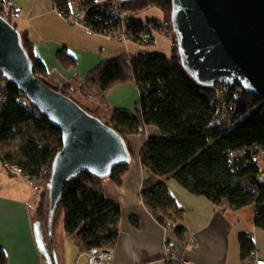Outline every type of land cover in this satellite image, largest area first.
<instances>
[{"label": "trees", "instance_id": "16d2710c", "mask_svg": "<svg viewBox=\"0 0 264 264\" xmlns=\"http://www.w3.org/2000/svg\"><path fill=\"white\" fill-rule=\"evenodd\" d=\"M2 2L0 16L18 32L35 77L46 82L47 70L34 57L30 38L16 26L15 9L4 12ZM57 3L58 8L68 6L66 0ZM152 7L162 13L158 21L164 29L157 27V31L172 43L170 55L143 51L99 64L85 78L81 90L85 99L90 96L89 101L95 105L90 110L73 100L68 89L59 91L114 131L129 155L125 164L115 166L108 175L83 172L71 178L62 190L58 205L64 214L65 234L80 252L89 255L111 254L117 246L121 211L106 199L103 184H120L132 162L128 137L142 134L146 126L158 128L161 135L148 138L139 153L145 178L139 199L154 221L174 231L178 242L185 243L186 231L180 226L183 210L177 207L165 185L171 179L192 196L207 198L223 210L239 211L255 205V227L264 229V183L258 182L259 174L264 172V160L257 162L252 150L264 147V99L244 92L236 82L204 86L193 80L181 64L172 31V0L118 2V11L132 20L136 32L142 21L134 16ZM153 20L157 19H147ZM106 21L104 7L89 4L86 24L98 33L101 27L107 29ZM154 40L153 35L148 47L154 46ZM57 58L64 68L76 65V59L64 51ZM4 80L7 99L0 104V162L6 169L19 167L34 182L46 183L35 211L38 219L46 220L51 167L62 148L60 131L28 103L23 93ZM125 83L134 84L139 92L140 100L133 113L107 107V93ZM130 222L138 229L136 218ZM239 249L247 263L256 252L254 240L240 235ZM5 263L0 250V264Z\"/></svg>", "mask_w": 264, "mask_h": 264}, {"label": "crops", "instance_id": "0c3cea01", "mask_svg": "<svg viewBox=\"0 0 264 264\" xmlns=\"http://www.w3.org/2000/svg\"><path fill=\"white\" fill-rule=\"evenodd\" d=\"M10 1L15 7L16 26L27 33L34 57L47 70L46 83L55 90L68 89L72 99L88 110L95 105L85 99L81 90L85 78L99 64L143 51L156 52L152 47L124 46L102 35L89 34L81 26L69 25L55 14L51 0ZM63 51L76 59L74 67L64 68L60 64L57 54ZM139 100L138 89L132 83L115 86L106 96L110 110L131 113ZM160 135L158 128L146 126L142 134L129 136L132 149L129 170L119 185L111 181L103 184L104 196L121 211L117 246L111 259L103 264H175L177 258L186 264H246L239 249L240 235L254 240V259L264 261L260 257L264 229L255 227V205L239 211L223 210L207 198L192 196L171 179L165 185L177 207L183 210L180 226L186 231L185 243L178 242L174 231L161 227L149 215L139 199L145 180L139 153L148 138ZM39 197L34 196L21 177L0 162V250L5 255V264H47L34 236L37 224L52 264V251L57 264H89L87 253L80 252L66 236L63 218L59 228L55 229L51 222L49 235L48 217L41 220L35 215ZM131 218L139 221L138 229L131 224Z\"/></svg>", "mask_w": 264, "mask_h": 264}, {"label": "water", "instance_id": "95a60500", "mask_svg": "<svg viewBox=\"0 0 264 264\" xmlns=\"http://www.w3.org/2000/svg\"><path fill=\"white\" fill-rule=\"evenodd\" d=\"M170 20L181 64L198 85L236 82L264 99V0H172ZM0 74L60 131L62 148L48 184L50 235L53 212L71 178L83 172L104 177L129 155L114 131L35 77L18 32L1 16ZM38 227L36 243L52 264ZM52 259L57 264L54 251Z\"/></svg>", "mask_w": 264, "mask_h": 264}, {"label": "built area", "instance_id": "2783aa9c", "mask_svg": "<svg viewBox=\"0 0 264 264\" xmlns=\"http://www.w3.org/2000/svg\"><path fill=\"white\" fill-rule=\"evenodd\" d=\"M68 6L66 8H58L57 0H51L53 11L57 16L63 21L67 22L69 25H77L83 27L89 34L102 35L107 39H111L118 44L124 46L135 45L140 49L152 45V37L155 36L157 27L162 31L164 26L161 21L153 20L147 21L142 20V24L139 31L136 32L134 29L132 20H128L124 15L118 11V1L116 0H66ZM89 4L102 5L107 15V29L102 28L97 33L91 27H89L85 22L86 12L88 11ZM2 10L8 12L14 10L15 7L12 5L10 0H3L1 3ZM160 33V32H159ZM5 78H0V104L6 102L7 99V83ZM24 95V94H23ZM256 153V161L261 162L264 160V147H258L252 149ZM253 152V153H254ZM9 171L21 177L24 182H27L31 188L34 196L38 197L42 190L47 186L44 182H34L28 174H25L19 167L11 166ZM258 182L264 183V172L259 174ZM89 264H103L111 259V254L109 252H96L93 255L87 254ZM175 264H186V261L182 259H176ZM246 264H264V261L259 259H249Z\"/></svg>", "mask_w": 264, "mask_h": 264}, {"label": "rangeland", "instance_id": "374dc122", "mask_svg": "<svg viewBox=\"0 0 264 264\" xmlns=\"http://www.w3.org/2000/svg\"><path fill=\"white\" fill-rule=\"evenodd\" d=\"M40 1H43V0H40ZM46 1H50V0H46ZM134 18L140 19V20H142V19L143 20H145V19L151 20L153 18L161 20L162 19V13L160 10H157L156 8L152 7V8H149V9L142 11L140 14L135 15ZM154 43L155 44L151 48V50H155L156 52H159V53L164 54V55L165 54L170 55L169 53H170V47H171L172 43L170 42L169 38H167L165 35H163L159 32H156ZM137 48H139V47H137ZM89 98H90V96L88 98H86V100H89ZM26 184H27V182H26ZM53 214L54 215H53L52 223L54 225V228L56 229V228H59L60 220L64 216L59 205L56 206ZM260 249L262 251V254L260 255V257L262 259H264V244L263 243H262V245L260 244Z\"/></svg>", "mask_w": 264, "mask_h": 264}]
</instances>
